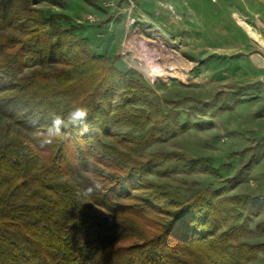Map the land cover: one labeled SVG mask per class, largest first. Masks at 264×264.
<instances>
[{
  "label": "trees",
  "instance_id": "obj_1",
  "mask_svg": "<svg viewBox=\"0 0 264 264\" xmlns=\"http://www.w3.org/2000/svg\"><path fill=\"white\" fill-rule=\"evenodd\" d=\"M41 1L0 0V114L31 135L0 145V264H246L264 252V244L237 242L248 230L234 224L242 210L261 209L260 200L206 189L184 199L147 179L212 172L208 159L161 151L138 157L152 128L126 150L102 141L110 135L114 94L124 95L123 109L137 97L134 82L91 52L61 22L67 16L34 7ZM78 106L88 109V131L50 130L52 114ZM147 122V115L116 119L137 129ZM81 172L89 205L56 180ZM226 219L231 224L216 235Z\"/></svg>",
  "mask_w": 264,
  "mask_h": 264
},
{
  "label": "rangeland",
  "instance_id": "obj_2",
  "mask_svg": "<svg viewBox=\"0 0 264 264\" xmlns=\"http://www.w3.org/2000/svg\"><path fill=\"white\" fill-rule=\"evenodd\" d=\"M34 7L67 16L61 22L91 52L134 82L137 97L123 109L124 95L114 94L110 135L102 141L126 150L134 136L152 128L153 140L138 157L161 151L208 159L212 172L147 179L184 199L206 189L220 191V198L260 200L261 209L242 210L234 224L243 222L248 230L237 242L264 244V0H42ZM120 115H147L148 122L137 129L116 123ZM30 136L0 114V145L26 143ZM84 176L56 180L89 205ZM230 224L226 219L216 235ZM113 225L108 216L107 229ZM246 264H264V252Z\"/></svg>",
  "mask_w": 264,
  "mask_h": 264
},
{
  "label": "clouds",
  "instance_id": "obj_3",
  "mask_svg": "<svg viewBox=\"0 0 264 264\" xmlns=\"http://www.w3.org/2000/svg\"><path fill=\"white\" fill-rule=\"evenodd\" d=\"M88 109L85 107H73L66 116L52 114L50 118V130H54L57 135H62L63 130L70 127H79L81 133L88 131L85 123L88 118Z\"/></svg>",
  "mask_w": 264,
  "mask_h": 264
}]
</instances>
